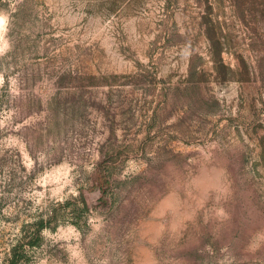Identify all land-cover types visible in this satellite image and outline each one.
<instances>
[{"label": "rangeland", "instance_id": "374dc122", "mask_svg": "<svg viewBox=\"0 0 264 264\" xmlns=\"http://www.w3.org/2000/svg\"><path fill=\"white\" fill-rule=\"evenodd\" d=\"M0 19V264H264V0Z\"/></svg>", "mask_w": 264, "mask_h": 264}, {"label": "trees", "instance_id": "16d2710c", "mask_svg": "<svg viewBox=\"0 0 264 264\" xmlns=\"http://www.w3.org/2000/svg\"><path fill=\"white\" fill-rule=\"evenodd\" d=\"M93 180H95V186L99 189V191L101 193V199L104 198V193H105L104 190L107 187L106 185L108 183L106 176L99 173L97 176H95L93 178ZM79 198H80L79 199L80 203L82 204V208L87 209V202H86L85 198L83 197V195H81ZM33 224H34V229L36 231H39L44 226L42 219H40L38 222H35ZM26 244H27L26 246H30V245L32 246V243H30V242H26ZM24 256H26V255H24V253H23V255H22L23 260L25 258ZM17 260H19V262H21L20 260H22V259H16L15 262Z\"/></svg>", "mask_w": 264, "mask_h": 264}, {"label": "clouds", "instance_id": "9594fccd", "mask_svg": "<svg viewBox=\"0 0 264 264\" xmlns=\"http://www.w3.org/2000/svg\"><path fill=\"white\" fill-rule=\"evenodd\" d=\"M0 21H2V22H0V24H2L4 22L2 19H0Z\"/></svg>", "mask_w": 264, "mask_h": 264}, {"label": "snow or ice", "instance_id": "6c2138e0", "mask_svg": "<svg viewBox=\"0 0 264 264\" xmlns=\"http://www.w3.org/2000/svg\"><path fill=\"white\" fill-rule=\"evenodd\" d=\"M0 22H2V21H0Z\"/></svg>", "mask_w": 264, "mask_h": 264}]
</instances>
